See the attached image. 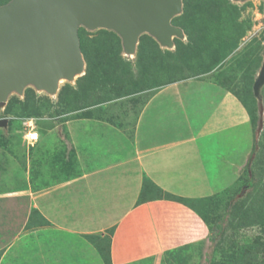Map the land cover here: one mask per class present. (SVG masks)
Segmentation results:
<instances>
[{"label":"rangeland","instance_id":"rangeland-1","mask_svg":"<svg viewBox=\"0 0 264 264\" xmlns=\"http://www.w3.org/2000/svg\"><path fill=\"white\" fill-rule=\"evenodd\" d=\"M10 1L0 0V7ZM182 2L172 24L183 37H173L170 47L143 34L136 51L127 53L116 32L81 27L83 73L64 80L54 94L33 86L11 93L0 108V121L8 122L0 127V151L21 163L31 184L47 186L61 179L49 175L47 166L42 169L48 158L38 153V142L50 138L53 122H116L113 106L141 108L159 89L176 84L193 105L208 101L222 118V129L212 135L214 147L218 157L231 160L232 171L225 187L196 204L208 226L223 219L222 232L215 241L209 237L167 253L163 264H264V86L260 96L254 92L264 65V0ZM229 98L240 106L241 117L234 111L221 115ZM250 160L249 185L244 173ZM35 231L26 229L3 264H51V244L58 240L49 238L64 237L46 224L39 237L31 235ZM76 244L87 243L77 239Z\"/></svg>","mask_w":264,"mask_h":264},{"label":"crops","instance_id":"crops-1","mask_svg":"<svg viewBox=\"0 0 264 264\" xmlns=\"http://www.w3.org/2000/svg\"><path fill=\"white\" fill-rule=\"evenodd\" d=\"M123 105L110 108L116 122L51 124L38 153L47 154L42 169L61 179L47 186L31 184L21 163L0 151V264L29 226L39 237L41 224L64 237L49 238L58 240L51 264H163L167 253L211 237L196 204L231 176L232 162L218 157L212 136L222 118L176 84L141 108ZM224 106L221 115L241 117L236 101Z\"/></svg>","mask_w":264,"mask_h":264},{"label":"water","instance_id":"water-1","mask_svg":"<svg viewBox=\"0 0 264 264\" xmlns=\"http://www.w3.org/2000/svg\"><path fill=\"white\" fill-rule=\"evenodd\" d=\"M182 5V0H12L1 6L0 108L13 92L33 86L54 94L61 81L81 75V27L116 32L127 53L136 51L143 34L172 46L173 37H183L172 24ZM263 86L264 65L256 96ZM7 123L0 121V127Z\"/></svg>","mask_w":264,"mask_h":264},{"label":"trees","instance_id":"trees-1","mask_svg":"<svg viewBox=\"0 0 264 264\" xmlns=\"http://www.w3.org/2000/svg\"><path fill=\"white\" fill-rule=\"evenodd\" d=\"M255 151H256V148H255ZM252 160L249 161V163L247 164L246 168H245V173H244V177L248 179L249 181V185H250V177H249V173H250V163H251ZM223 219L219 222H217L216 224H212V225H209V228L211 230V240L212 241H215L216 239V236L218 234H220L223 230V223H222Z\"/></svg>","mask_w":264,"mask_h":264},{"label":"bare ground","instance_id":"bare-ground-1","mask_svg":"<svg viewBox=\"0 0 264 264\" xmlns=\"http://www.w3.org/2000/svg\"><path fill=\"white\" fill-rule=\"evenodd\" d=\"M131 56H132V55H131ZM62 82H64V81H61V83H62ZM61 83H60V84H61Z\"/></svg>","mask_w":264,"mask_h":264}]
</instances>
